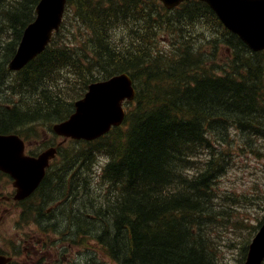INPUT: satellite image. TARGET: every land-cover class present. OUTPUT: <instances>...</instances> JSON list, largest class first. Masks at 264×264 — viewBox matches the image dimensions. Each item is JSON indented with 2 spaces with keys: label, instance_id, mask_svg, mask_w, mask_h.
I'll list each match as a JSON object with an SVG mask.
<instances>
[{
  "label": "trees",
  "instance_id": "trees-1",
  "mask_svg": "<svg viewBox=\"0 0 264 264\" xmlns=\"http://www.w3.org/2000/svg\"><path fill=\"white\" fill-rule=\"evenodd\" d=\"M38 1L0 0V134L36 122L51 130L52 124L66 119L73 104L63 105L54 77L66 70L86 75V59H96L93 75L100 79L128 71L135 83L134 72L142 68L144 87H135L134 101L125 103L123 128L86 149L81 142L59 149L74 153L73 162H79L75 168L86 169L96 154L108 158L100 171L108 193L92 213L76 210L74 237L96 236L115 264H219L205 223L212 213L213 185L225 163L217 146H226L231 133L264 137V52L252 53L222 30L227 37L221 34L212 44L230 50L227 64L214 66L184 37L179 51L169 57L156 47L158 35L185 28L201 32L208 17L220 27L219 22L200 2H187L168 13L158 2L137 0L136 13H102L90 19L94 38L89 49L87 39L58 47L53 41L12 76L8 60L34 19ZM87 19L82 13V22ZM117 27H127L123 33L131 38L124 35L117 41ZM90 49L93 57H88ZM91 81H85L86 87ZM9 89L28 100L25 107L12 102ZM206 154L201 170L190 173L196 159ZM74 185L75 197L82 184Z\"/></svg>",
  "mask_w": 264,
  "mask_h": 264
},
{
  "label": "rangeland",
  "instance_id": "rangeland-1",
  "mask_svg": "<svg viewBox=\"0 0 264 264\" xmlns=\"http://www.w3.org/2000/svg\"><path fill=\"white\" fill-rule=\"evenodd\" d=\"M211 28L216 33H223L215 24H211ZM186 30L181 31V35H187ZM193 35V34H191ZM211 35V34H210ZM201 39L196 35L191 40L195 42ZM181 38L177 30H173L170 34L162 36L159 39L158 45L162 48H169L172 51L176 50V46L180 43ZM203 53L209 58L214 66L225 65L231 59V54L225 48L215 47L207 42L201 44ZM58 87L63 90L65 97H70L72 100L77 99L83 91L84 81L78 76L64 73ZM138 89L142 90L144 85L141 78L136 79ZM12 93V92H10ZM13 96V93H12ZM16 102V98H12ZM44 125L35 126L32 129L31 135L36 136L37 143L29 141L31 150L49 147L53 141ZM29 130L24 131L26 136ZM226 146H217V152H223V172L216 179L213 185L211 209L212 213L205 220L207 224L206 232L211 240V244L219 264H241L243 259V249L248 246L250 239L256 231L258 224L264 219V137L255 136L251 132H243L233 134ZM57 141L55 140L53 144ZM49 145V146H47ZM116 147L120 149L122 142L120 139L116 141ZM208 158L207 154L202 155L194 162V167L191 173H197L203 167V162ZM106 156L100 154L96 156L89 169L86 171V190L84 191L86 198L85 202L92 208L98 205V199L104 198L108 189L99 176L101 167L105 164ZM61 160H55L52 164L53 171L51 177H55L61 168ZM72 172V169L69 170ZM72 178V177H71ZM71 180V179H70ZM65 182V181H63ZM32 210L35 215L38 204L31 203ZM45 208L52 210L53 219H44L45 232L37 224H31V219L25 223H18L19 226L27 227L32 235H36L39 239H46L47 246L53 249L59 247L62 237L60 227L53 226L56 232L51 231L49 221H54L59 216V204L56 200L47 203ZM15 222L13 223V225ZM65 229H63L64 231ZM57 240L56 245L50 239ZM70 233L65 234L64 241L71 240ZM67 248L72 247L71 244L64 242ZM83 242V244H80ZM80 243L72 250L68 249L70 259L79 262L80 259L86 257L98 258L96 253L97 244L92 240L82 238ZM93 246V247H92ZM89 249L86 254V249ZM64 249V252L67 250ZM100 260L98 258L96 261ZM105 264H112L106 260Z\"/></svg>",
  "mask_w": 264,
  "mask_h": 264
},
{
  "label": "water",
  "instance_id": "water-1",
  "mask_svg": "<svg viewBox=\"0 0 264 264\" xmlns=\"http://www.w3.org/2000/svg\"><path fill=\"white\" fill-rule=\"evenodd\" d=\"M167 8H173L181 1L160 0ZM205 2L217 15L221 23L243 40L253 51L264 50V0H200ZM64 0H41L36 8V20L23 34L16 56L9 65L11 70L25 66L47 43L52 29L59 25ZM89 93L84 101L75 104L76 113L69 121L55 126L57 135L84 139H96L119 125L123 118L121 101L132 100L134 91L126 75L112 78L108 82L89 86ZM88 99V100H87ZM87 100V101H86ZM22 149L17 139L0 136V167L14 173L18 155ZM54 150L43 154L37 160L26 162L18 181L23 196L28 195L43 177L47 160ZM20 167H16L19 176ZM264 259V224L249 247L245 264H261Z\"/></svg>",
  "mask_w": 264,
  "mask_h": 264
},
{
  "label": "flooded vegetation",
  "instance_id": "flooded-vegetation-1",
  "mask_svg": "<svg viewBox=\"0 0 264 264\" xmlns=\"http://www.w3.org/2000/svg\"><path fill=\"white\" fill-rule=\"evenodd\" d=\"M3 198L4 195L0 192V206L2 205ZM6 240V245L0 243V255H5L19 248V264H28V262L30 264H40L42 261L46 262L45 264H51L47 255L49 249L46 248V241H42V239L37 238L36 235H32V233L27 230V227H23L21 230H16L14 227L10 228ZM28 250L33 251L35 258H26Z\"/></svg>",
  "mask_w": 264,
  "mask_h": 264
},
{
  "label": "bare ground",
  "instance_id": "bare-ground-1",
  "mask_svg": "<svg viewBox=\"0 0 264 264\" xmlns=\"http://www.w3.org/2000/svg\"><path fill=\"white\" fill-rule=\"evenodd\" d=\"M20 12V11H19ZM14 14V13H13ZM11 17V16H10ZM188 51V50H187ZM187 57V56H186ZM244 86V85H243ZM250 86V85H249ZM252 89V88H251ZM248 90V89H247ZM226 91V90H225ZM248 91H250V90H248ZM227 95V94H226ZM230 96V95H229Z\"/></svg>",
  "mask_w": 264,
  "mask_h": 264
}]
</instances>
